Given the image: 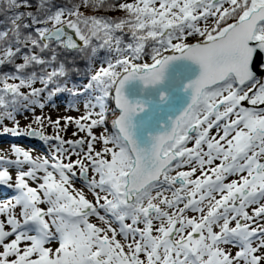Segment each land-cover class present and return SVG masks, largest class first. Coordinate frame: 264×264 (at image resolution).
I'll return each mask as SVG.
<instances>
[{
    "label": "snow or ice",
    "instance_id": "snow-or-ice-1",
    "mask_svg": "<svg viewBox=\"0 0 264 264\" xmlns=\"http://www.w3.org/2000/svg\"><path fill=\"white\" fill-rule=\"evenodd\" d=\"M4 5L0 136L47 147L0 148V264H264V0Z\"/></svg>",
    "mask_w": 264,
    "mask_h": 264
},
{
    "label": "rangeland",
    "instance_id": "rangeland-1",
    "mask_svg": "<svg viewBox=\"0 0 264 264\" xmlns=\"http://www.w3.org/2000/svg\"><path fill=\"white\" fill-rule=\"evenodd\" d=\"M99 61H97L98 63ZM87 82V80L80 81L75 85V87H71L73 90L82 88V86ZM86 94H82L78 99L73 98L72 100L70 97H68L67 93L63 94H57V96H54L52 98H48L44 101L46 107L43 109V114L50 115L53 118L57 116H79L83 111V104L85 100L87 99ZM36 114H41V110L37 107ZM28 116H30V113H25L23 115L18 116V119L20 121L21 126L23 127L26 125L29 120ZM51 131V130H50ZM72 128L69 129L67 135L71 136ZM24 139H26L25 136H23ZM15 140V139H14ZM22 139H16L17 142H20ZM27 140V139H26ZM12 143H5L0 142V148H7ZM20 146H24L30 149L35 150V152H43L47 145H45L43 142L39 141H33L32 143H19ZM3 189L0 188V202L12 199L16 192L14 188L8 187V186H2Z\"/></svg>",
    "mask_w": 264,
    "mask_h": 264
},
{
    "label": "trees",
    "instance_id": "trees-1",
    "mask_svg": "<svg viewBox=\"0 0 264 264\" xmlns=\"http://www.w3.org/2000/svg\"><path fill=\"white\" fill-rule=\"evenodd\" d=\"M65 2L66 0H54V3L57 5H63ZM93 11H95V9H93ZM110 14L114 15L115 13H110ZM11 15L12 13L10 11L5 10L4 0H0V29H3L7 26L8 17H10ZM101 58L102 57H97V61H99ZM61 60L66 62L70 67V73L66 80V83L69 88L75 87V85L79 83L80 81L87 80L88 74H90L94 66L90 59L82 55H78L76 53L64 54L61 56ZM11 70L12 69L10 66L4 69V71H11ZM67 93H69L70 99L72 100L74 96L70 92H67ZM18 138L22 139L23 136H12V135L5 134V135L0 136V141H11V139H18ZM28 143H31V142H28Z\"/></svg>",
    "mask_w": 264,
    "mask_h": 264
},
{
    "label": "water",
    "instance_id": "water-1",
    "mask_svg": "<svg viewBox=\"0 0 264 264\" xmlns=\"http://www.w3.org/2000/svg\"><path fill=\"white\" fill-rule=\"evenodd\" d=\"M29 139H34V140H38V138L35 137H28Z\"/></svg>",
    "mask_w": 264,
    "mask_h": 264
}]
</instances>
